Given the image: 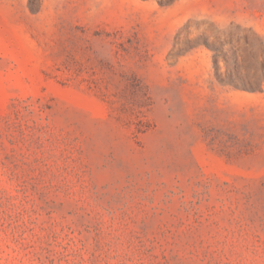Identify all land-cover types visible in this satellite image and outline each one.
Returning <instances> with one entry per match:
<instances>
[{"label":"rangeland","instance_id":"rangeland-1","mask_svg":"<svg viewBox=\"0 0 264 264\" xmlns=\"http://www.w3.org/2000/svg\"><path fill=\"white\" fill-rule=\"evenodd\" d=\"M0 264H264V0H0Z\"/></svg>","mask_w":264,"mask_h":264}]
</instances>
